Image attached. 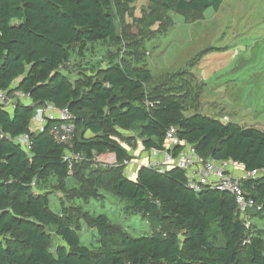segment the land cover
<instances>
[{
	"label": "trees",
	"instance_id": "16d2710c",
	"mask_svg": "<svg viewBox=\"0 0 264 264\" xmlns=\"http://www.w3.org/2000/svg\"><path fill=\"white\" fill-rule=\"evenodd\" d=\"M139 1L0 0V89L10 99L0 105V264H264L263 231L253 224L264 212L251 213L247 229L232 194L210 187L194 192L178 168L158 172L140 166L130 179L122 162L131 157L116 139L133 132L143 151L162 150L167 130L174 127L203 159L229 160L261 172L257 179L241 181V187L264 204L263 131L197 113L180 116L179 101L146 93L149 71L129 68L116 55H109L103 68L90 63L94 71L74 81L62 70L72 49L84 58L92 44H120L117 23ZM223 1L143 0V8L152 22L161 21L156 11L187 21L207 9L217 11ZM45 104L72 115L69 152L79 154L80 162L64 160L67 146L52 137L51 123L43 132L32 130L35 110ZM25 134L27 153L15 142ZM106 153L115 156L117 166L91 173L95 190L111 193L159 231L132 237L104 215H82L98 237L97 247L89 249L81 244L73 217L51 211L48 197L33 185L52 176L63 181Z\"/></svg>",
	"mask_w": 264,
	"mask_h": 264
},
{
	"label": "rangeland",
	"instance_id": "374dc122",
	"mask_svg": "<svg viewBox=\"0 0 264 264\" xmlns=\"http://www.w3.org/2000/svg\"><path fill=\"white\" fill-rule=\"evenodd\" d=\"M143 3L140 0L129 7L123 20L119 19L120 44H92L84 58H78L72 49L62 69L68 79L92 73L90 63L100 62L103 68L109 64V55H116L117 62L129 68L149 71L146 93L151 99L179 101L180 116L197 113L264 132V0H224L217 11L210 8L198 19L193 16L187 21L175 13L156 11L161 15L159 23L146 15ZM116 139L131 161H147L141 159L145 151L136 133L121 132ZM106 165L94 161L63 181L52 176L33 185L36 193L48 197L51 211L58 215L67 211L73 217L80 242L89 249L97 247L98 237L82 215H104L114 228L132 237L159 231L156 223L129 212L111 193L95 190L91 173L108 168ZM130 167L135 171L139 166ZM57 243L54 240L53 247Z\"/></svg>",
	"mask_w": 264,
	"mask_h": 264
},
{
	"label": "built area",
	"instance_id": "2783aa9c",
	"mask_svg": "<svg viewBox=\"0 0 264 264\" xmlns=\"http://www.w3.org/2000/svg\"><path fill=\"white\" fill-rule=\"evenodd\" d=\"M20 99H26L22 94H17ZM10 104L6 91L0 89V105ZM73 117L67 109H59L52 104H45L35 110L32 130L43 132L45 126L51 123L50 134L59 143L67 146L64 160L70 165L81 161L79 154L69 152L71 139L74 134L72 124ZM15 142L24 152H29V135H21L15 138ZM147 161H123V174L134 178L132 165L154 168L158 172H163L168 168H178L185 172L186 187L194 192H199L205 187H210L217 191L229 192L234 196L239 220L249 229L251 225L250 215L254 212H264V204L256 203L255 199L249 196L241 187V181L259 178L262 173L259 171H245L239 163L229 160L203 159L194 147L176 135V129L170 127L165 135V144L162 150L145 151ZM107 157V159H104ZM102 160L110 166H117V161L113 154H103L95 156L94 161ZM106 165V166H108ZM137 167V168H139Z\"/></svg>",
	"mask_w": 264,
	"mask_h": 264
},
{
	"label": "crops",
	"instance_id": "0c3cea01",
	"mask_svg": "<svg viewBox=\"0 0 264 264\" xmlns=\"http://www.w3.org/2000/svg\"><path fill=\"white\" fill-rule=\"evenodd\" d=\"M143 4H144V3H143ZM22 100H23V102L28 103V100H27V99H22ZM141 159H142V160H146V159H147V155L144 153V155H142ZM135 170H136V169H135ZM253 224H254V227H255L254 230H256V228H257V230H262V231H263V235H264V218L256 219V220L253 222ZM263 237H264V236H263Z\"/></svg>",
	"mask_w": 264,
	"mask_h": 264
}]
</instances>
